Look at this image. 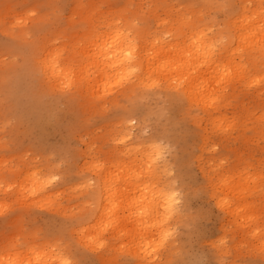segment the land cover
Here are the masks:
<instances>
[{
    "label": "clouds",
    "instance_id": "obj_1",
    "mask_svg": "<svg viewBox=\"0 0 264 264\" xmlns=\"http://www.w3.org/2000/svg\"><path fill=\"white\" fill-rule=\"evenodd\" d=\"M239 2L217 0L213 23L221 28L213 35L220 43ZM28 6L34 23L27 39L0 25V161L9 164L0 170V200L12 201L0 212V250L23 238L25 225L48 237L67 236L74 226L36 204L21 206L16 188L4 193V183L37 170L51 176L54 190L86 145L103 136L105 147L137 157L143 185L142 212L118 264H264V91L217 90L210 111L190 98L187 85L175 87L167 77L149 85L153 77H145L132 44L105 58L78 31L76 0ZM57 38L65 45L59 71L51 64ZM258 75L264 85V66ZM102 81L111 87L102 90ZM67 254L71 264H98L78 249Z\"/></svg>",
    "mask_w": 264,
    "mask_h": 264
},
{
    "label": "bare ground",
    "instance_id": "obj_2",
    "mask_svg": "<svg viewBox=\"0 0 264 264\" xmlns=\"http://www.w3.org/2000/svg\"><path fill=\"white\" fill-rule=\"evenodd\" d=\"M93 1L95 2V0ZM152 1H155L154 2L155 4L162 3L161 2L162 0H152ZM240 1H241V5L239 6V9L237 8V11L234 13H231L227 19L228 28L230 31H229V38L224 43L219 42L220 41L219 34L213 35V33H219L221 26L218 28L216 27V29L213 30L211 26L212 24H206L208 23V21L204 20L203 16H201L200 12L202 9L200 10L196 8L195 5L193 4H188V5L185 4L186 7H184V11L181 10L180 15H178L179 18L175 17L174 19L176 21V26H174L175 28H172L171 26L168 27L167 25L168 29L166 28V33H168V35L170 36V39L164 40V38L160 34L156 35L154 38H151L150 34H148L149 32L145 34H135L133 33L134 31L131 29L132 25L128 24V26L124 28L118 26L120 25L118 24V21L114 22L116 17L113 18V22L111 23L112 16L111 17L107 16L106 19L111 18V21H109L110 23H108V25L106 23L107 21L105 22V24H103V25H107L105 26L103 31L98 30L100 31L98 32L97 29L93 27L91 31L85 30L84 34L88 35L90 41L95 43V47L97 48V50L100 53H102L105 58L109 60H111L114 56H118L122 50L128 51L129 49L127 45L132 44L133 50L138 48L141 52V56H142L141 67L145 74V77H148V76L153 77V79L149 80V85L157 82L155 77H167L170 79L171 83L175 87H178V88H184L187 85L188 94L190 98H194L198 100L202 107H205L211 111L213 110V106L217 103L218 97L217 95L214 94L217 90H222V89L227 88L235 92V87L239 85H243V83L246 80L247 82L248 80L257 81V83L258 81L260 82L259 75H258L260 69L258 68V66H260L259 64H261V60L263 61L264 59V0H240ZM178 3H180V1H178ZM199 3L201 4V2ZM163 4H164V1H163ZM79 5H76V7ZM87 5L88 6L90 5L89 1ZM216 5H213V7ZM127 6L128 5H126V7ZM119 9L121 10V8ZM158 9H160V7ZM151 10L153 11L155 10L156 12V9H151ZM88 12H90V10ZM91 12H92V9H91ZM216 12H218L217 9H216ZM116 16L118 17V15ZM123 17H125V15ZM126 17H125V20H126ZM93 19L96 20L95 18ZM163 19L161 20L157 19L158 24L156 25L163 26V27L166 24L170 25L169 20L167 19L165 20V17ZM194 19L199 22L197 26L193 25ZM88 20H90V18H88ZM215 20H212V21H215ZM135 21L136 20H133V23L137 24L135 23ZM124 24H125V21H124ZM91 25L93 24L91 23ZM144 25L145 24H143V26ZM204 25H207V26L205 27ZM82 28L84 29V26ZM209 29H211V31H209ZM83 31L84 30H82L81 32ZM148 37L150 38L148 39ZM75 43L80 48L85 47V41L83 39L77 40L75 41ZM64 47L65 46H63L62 48L58 47L60 48L58 49L55 46V48H52L53 55L51 57V64H52V67L56 68L57 71L60 70L57 67L59 63L58 57L63 55ZM247 62H250L251 64L250 68L252 69L247 68L248 67ZM119 63H120L119 60L113 61L114 66H117ZM247 82L245 83L247 84ZM112 83L114 84L115 81H113ZM105 87H111V84H106L104 81H102L101 89L103 90ZM219 122L221 121H218V123ZM118 154L119 155L117 156V158L108 160L106 162L107 164H105V161L99 162L98 160L92 165L95 169V170H92V172L93 173L96 172V174L99 175L97 189H96V186L94 188L96 189L94 190L96 191L95 192L96 196L95 195L94 196L97 198V205L100 208V211H98L99 213L97 212L98 215L96 214L97 216L93 217L92 214L88 213L87 215L85 214V215H82L81 217L79 215L78 216L79 218L75 219V220H82V221H79L78 227L76 228V234H79L78 236L80 240L78 241L77 239V241L82 242V246L84 247L89 246L88 250H93V248L97 249V247H102L103 245H105V242L102 239L103 237L101 236V234L108 226H110L113 232L116 233L115 237L116 236L117 238H119L120 236L122 237V235L120 234H123V236L127 235L128 236L127 238H129V234L132 235L130 232H132L134 217L140 215V213L142 212V209L140 208L139 205H140V201L142 200L141 189L143 188V185H141L140 183H137L139 181H136L137 177H138L137 180H139V177L141 176L139 164L137 163V157L134 154H125L123 149H121ZM85 163H87L88 165V162H85ZM85 167L90 168V166L88 167L85 166ZM33 171L35 172H32L31 175H29L26 172L27 175H24V177H21V179H19L18 182L20 185L19 187H21L24 190V192L27 190L29 193H34L36 195V193L37 194L42 193L45 190V185H44V181L40 180L41 179L40 175L38 176L39 172L37 170H33ZM81 176H84V175H81ZM48 181L49 180H47L46 183ZM95 183H97V181ZM19 187L17 188L19 189ZM132 190H138L139 195L134 196L135 191H133L134 194H132ZM19 192H22V191H19ZM49 193H47L48 195L46 196H49L51 194ZM19 194H22V193H19ZM43 194L45 195L46 193H43ZM136 195H137V192H136ZM39 197L38 198L36 197L35 199L32 198L35 201L33 202L31 199V202L35 203L37 200H39ZM53 197H54V194H53ZM44 198L46 197L44 196ZM50 198H51V202H53L54 198L53 199L52 197ZM41 200L45 201L46 199H43V196H42L40 197L39 201ZM46 201L45 203L49 204L48 201L47 202ZM86 212H89V210H87ZM92 212H94V210ZM122 223H123V226L120 227ZM111 228H109V230H111ZM110 232L113 233L112 231ZM117 234L120 236L118 237ZM115 237L113 235V238ZM122 238H120V240ZM131 238L132 237L130 236V240ZM125 243H123L122 245H124ZM116 245L118 248L119 247L118 244ZM48 246L51 247L50 245ZM43 247L44 245L41 248L43 249ZM112 248L116 250V247L114 248V246H112ZM121 248L119 250H121ZM123 248L122 249L125 250V246ZM26 249L27 248L25 247L24 250ZM38 249L39 247L36 249V251ZM20 250L23 251V249H20ZM33 250L35 249L34 247H31V244H30V249H28V251H25L28 254V255H25L26 256L25 261H27L28 264H68V262L64 259L65 256L63 258L61 254L59 255L57 253L58 251L56 253H53L54 251L52 249H50L49 253L46 252L47 254L44 253V249H43L44 254H39L36 257L37 258L36 261L35 259H33L34 261L32 262L31 261L32 259H30L31 255L29 253H32L31 251ZM15 251L17 250H14V252ZM6 252L7 251H3V253H6ZM11 252H10L11 255H13L14 254L13 250H11ZM10 253L7 252V254H10ZM2 257H0L1 260L3 259ZM17 257H16V260L13 261L11 264H17L18 262ZM22 257L23 256H21V258ZM7 261L9 260H6L5 263ZM1 262L3 261H0V263Z\"/></svg>",
    "mask_w": 264,
    "mask_h": 264
},
{
    "label": "rangeland",
    "instance_id": "obj_3",
    "mask_svg": "<svg viewBox=\"0 0 264 264\" xmlns=\"http://www.w3.org/2000/svg\"><path fill=\"white\" fill-rule=\"evenodd\" d=\"M88 1L90 4L89 6L87 5ZM163 1H164V4H166V5L163 4ZM178 1H180V3H178ZM216 1L217 0H185V1H183V0H162L161 1L162 3L155 4L154 3L155 1H152V0H95V2L93 0H85V1L84 0H77L76 5H79V4L80 5L77 7L75 6V9H74L75 12H73V17H74V20L79 21L81 23V27H80L81 29L79 28L78 31L81 32L82 30H84L83 32H81L83 34H84L85 30L86 31L89 30L88 26L91 25V23L94 24V28H96L97 31L98 30L103 31L105 26H107L108 23H110L109 21H111V18H112V21H111V23H112L113 18L116 17L118 20L115 18L116 21L114 20V22L118 21V24H120L118 26L124 28V27H127L128 24L132 25L131 29L134 31L133 33H135V34H145V33L149 32L148 34H150L151 38H154L156 35L160 34L164 38V40H166V39H170V36L168 35V33H166V28L168 29L169 26H171L172 28H175L174 26H176V21L174 19H175V17L179 18L178 15H180L181 10L184 11V7H186L185 4L186 5L193 4V5H195L196 8H198L200 10L202 9L200 12L201 16H203L204 20L208 21V23H206V24H212L211 26H212L213 30H215L216 27L217 28L220 27L219 25L213 24V21H212V20H215V19L217 20L220 18V15H219L220 13L216 12V9H217V5H216L217 2ZM199 2H201V4ZM212 2H214V3H212ZM132 3H133V5H132ZM194 3H196V4H194ZM85 5H87V6H85ZM126 5H128V6L126 7ZM213 5H216V6L213 7ZM240 5H241V1L239 2V5L237 7L238 9H239ZM147 7H148V9H147ZM159 7H160V9H158ZM95 8H96V10H95ZM117 8H118V10H117ZM119 8H121V10ZM86 9H87V11H86ZM91 9H92L93 13L91 12ZM151 9H156V12H155V10L153 11ZM79 10H80V12H79ZM89 10L91 13L88 12ZM143 10H144V12H143ZM236 11H237V9L234 12H236ZM124 12H126V13H124ZM234 12H232V13H234ZM85 13H86V15H85ZM33 14H34V9H32L31 7L28 6V0H0V25L6 24L8 33L13 37H23L24 39H27L29 37V35H30L29 27H30V25H32L34 23L30 19V17ZM116 15H118V17ZM124 15H125V17L127 16L126 20H125V17H123ZM107 16H109V17L112 16V17L106 19ZM135 17H136V19H135ZM139 17H141V18H139ZM164 17H165V20L167 19L170 21V25L166 24L164 27L156 25V24H158L157 19L161 20ZM88 18H90V20H88ZM93 18H95L96 20H94ZM119 18H121V19H119ZM81 19L84 21H82ZM133 20H136L135 23H137V24H134ZM173 20L175 23L173 22ZM124 21H125V24L127 23L126 26L124 24ZM105 22L107 23V25H103V24H105ZM95 23H97V24H95ZM140 24L142 26H143V24H145L143 26L144 29L142 28V26ZM146 24H148V25H146ZM137 25H139V26H137ZM167 25H168V27H167ZM83 26H84V29L82 28ZM149 26H151V27H149ZM153 29H154V31H153ZM4 30L5 29L3 27H0V31H4ZM100 31H98V32H100ZM21 32L23 35L21 34ZM160 32L163 33L164 35L161 34ZM150 37H148V39ZM78 40H81V39H78ZM55 46L57 48L58 47L62 48L65 45L62 42H60L59 38H57L56 42L52 45V48H55ZM58 49H60V48H58ZM263 64H264V59H263V61L261 60V64H259V65L263 66ZM247 66H248L247 68L252 69V68H250L251 67L250 62H247ZM260 66H258L259 69H261ZM253 70H251V71H253ZM249 79H251V78H249ZM245 82H247V80ZM248 82H250V83H248ZM248 82H247V84L243 83V85L236 86L237 88L235 87V92H239L240 90H245V91L251 92L252 90H255V95L258 96L261 91H264V85H262L261 82L258 81V83H257V81H254V80H248ZM238 89H239V91H238ZM257 91H259V92H257ZM106 143H107V140L103 136H101L97 139H94L91 143H88L86 145L85 149H83L81 152L79 163L76 164L73 169L67 171L66 173H63V175L66 178L64 180H62L61 186L56 187L54 190H51V191L49 190L50 185H51V176L42 175L41 172L38 171L39 172L38 176L40 175V177H41L40 180L44 181L45 190L42 192V195H41V193H38V194L36 193L35 196L37 198L40 195H41L40 197L43 196V199H46L49 204L45 203L46 200L45 201H43V200L39 201L40 197H39V200H37L35 203H32L31 199L32 198L35 199L36 197L35 196H34L35 198L32 196L29 197V195H28L29 192L26 189H25L26 191L24 192V190L21 187H19L20 185H19L18 180L21 179V177H24V175H27L26 172L23 174V176L22 175L17 176L16 180L11 182L12 184L11 183H4V185H3V192L4 193H12L13 187L16 186L15 187L16 192L13 195V200H16L17 198H19L17 200V203H19L21 206L28 208V207H31L33 204H36L37 206H39L43 210L50 211L54 214H57L61 217L66 218L70 222H74V226L67 230V236H65L63 233H61L60 235H52V236L48 237V236H41L39 229H30L27 225H25L24 227L21 228V231L24 233L23 238L18 239L17 240L18 242L15 241L14 246L10 245V246L0 250V257L3 256L2 260L0 258V261H3V262H1L2 264H11L13 261L16 260L17 256H19V257H17V261H20V259H22L25 255H28L25 251H28V249H30V244H31V247H34V249H35V250L31 251L32 253H29L31 255L30 259H32L31 260L32 262L34 261L33 259H35V261H36V259H37L36 257L39 254H44V253L47 254V253H49L50 249H52L54 251L53 253H56L58 251L57 253L59 255L61 254L63 258L65 256L64 259L68 262V264H71L70 262L72 261V257L67 254L68 250L71 248V249L80 250L82 254H84L86 252L90 258L98 261V264H118V261L121 259L122 250L124 249L123 247L128 245V243L131 241L130 236L132 237V235L129 234V238H127L128 237L127 235L123 236V234H120V235H122V237H123L122 238L120 235L117 234L118 237L120 236L119 238H117V236L115 237L116 233L113 232V230L110 226H108L107 227L108 229L106 228L107 230L105 229L103 231V233L101 234V236L103 237L102 239L105 242V245H103L102 247H97V249L93 248V250L95 249L93 251V250H88L89 246H85V247L82 246V242H78V241H80L79 236H78L79 234H76V228L78 227L79 221H82V220H75L76 218H79L78 217L79 215L81 217L82 215H85V214L87 215L89 213V214H92V216L94 217V216H97L99 213L98 211H100V208L97 205V198L95 197L96 191H94L97 189L99 175H97L96 172L95 173L92 172V170H95L92 165L95 162H97L98 160H99V162L105 161V164H107L106 162L108 160L117 158V156L119 155L118 154L119 151H115L111 148L105 147ZM90 161H92V162H90ZM85 162H88V165ZM57 163L59 164L60 162L57 161ZM90 163H92V164H90ZM83 165H85L87 167L90 166V168H86ZM48 167H51V166H48ZM91 168H93V169H91ZM8 169H9L8 162L7 161H0V170L8 171ZM33 172H35V171H33ZM55 174L61 175L62 173L56 172ZM80 174L84 175V176H81ZM140 178H141V176L139 177V180H137L138 179V177H137L136 181H140ZM46 179L49 180L47 182L48 184L46 183V181H47ZM96 181H97V183H95ZM135 182H134V184H135ZM137 183H139V182H137ZM78 185H79V187H78ZM70 186L72 187V189ZM95 186H96V189H94ZM17 187H19V189ZM59 190H61V191H59ZM19 191H22V192H19ZM133 191H135L134 192L135 194L133 193ZM18 192L22 193V194H19ZM49 192L50 193L53 192V193L50 194ZM136 192H137V195H136ZM138 192H139L138 190H132V194H134V196H138L139 195ZM43 193H46V194L44 195ZM47 193H49L50 195L46 196V195H48ZM92 193H94V194H92ZM53 194H54V197H53ZM44 196L46 198H44ZM50 197H52V199L54 198V201L52 200L53 202H51ZM33 199H32V201L34 202L35 200H33ZM38 201H39V203H38ZM92 202H94V203H92ZM11 203H12L11 200H0V212L6 213L9 209V206ZM93 205H94V207H93ZM87 210H89V212H86ZM91 210L92 211L94 210V212H92ZM125 213H127V212H125ZM121 226H123V223L120 225V227ZM109 228H111V230H109ZM120 230H121V228H120ZM110 231H112L113 233H111ZM121 232H122V230H121ZM130 233L132 234V232H130ZM113 235L115 238H113ZM76 237H78V238H76ZM120 238H122L123 240L122 239L120 240ZM77 239H78V241H77ZM126 239H128V240H126ZM120 241L123 243H125V242L126 243L124 245H122L123 243H121ZM115 243L118 244V246H119L118 248H117V245ZM119 244L121 245V247L123 249L120 247ZM43 245L46 248L45 249L43 247L44 253H43V249L41 248ZM48 245H50L51 247H49ZM112 246H114V248L116 247V250L113 249ZM25 247L27 248L26 250H24ZM38 247H39V249L36 251V249ZM40 248L42 249V251ZM120 248H121V250H119ZM20 249H23L24 252ZM11 250H13V252H14V250H17L19 252L15 251L13 254L14 256H13V255H11V253H12ZM45 250H47V251H45ZM3 251H7L8 253H10V252L11 253L7 254V252L3 253ZM16 252L18 255L16 254ZM29 252H30V250H29ZM33 252H35V253H33ZM19 253H20V255H19ZM11 256H13V257H11ZM21 256H23V257L21 258ZM25 258H26V256L23 258V260H25ZM6 260H9V261H7L5 263Z\"/></svg>",
    "mask_w": 264,
    "mask_h": 264
}]
</instances>
